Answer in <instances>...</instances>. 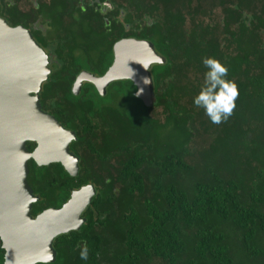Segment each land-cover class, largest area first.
<instances>
[{
	"label": "trees",
	"instance_id": "16d2710c",
	"mask_svg": "<svg viewBox=\"0 0 264 264\" xmlns=\"http://www.w3.org/2000/svg\"><path fill=\"white\" fill-rule=\"evenodd\" d=\"M103 1L0 0L1 16L35 23L49 44L55 66L41 103L76 132L81 157L76 176L31 162L35 193L60 207L73 189H96L81 227L55 237V261L37 264H264V0H112L110 11ZM122 37L150 40L166 58L150 68L155 103L126 79L105 96L91 83L74 95V76L102 74ZM205 57L239 91L219 125L193 103ZM120 85L125 100L106 103ZM79 97L98 100H70Z\"/></svg>",
	"mask_w": 264,
	"mask_h": 264
},
{
	"label": "water",
	"instance_id": "95a60500",
	"mask_svg": "<svg viewBox=\"0 0 264 264\" xmlns=\"http://www.w3.org/2000/svg\"><path fill=\"white\" fill-rule=\"evenodd\" d=\"M113 53V62L102 76L81 72L73 91L88 81L104 95L110 82L130 79L134 95L146 106L154 104L150 68L164 64L166 58L150 40L135 37L116 41ZM49 73L48 55L32 33L0 16V238L4 264L55 261L54 238L81 227L85 222L82 213L96 193L94 184L87 183L73 189L60 207L31 215L38 196L27 181L29 159L38 165L58 162L70 176L79 171V157L69 146L76 132L41 107L39 92ZM27 141L36 143L34 150H28Z\"/></svg>",
	"mask_w": 264,
	"mask_h": 264
},
{
	"label": "clouds",
	"instance_id": "9594fccd",
	"mask_svg": "<svg viewBox=\"0 0 264 264\" xmlns=\"http://www.w3.org/2000/svg\"><path fill=\"white\" fill-rule=\"evenodd\" d=\"M202 64L206 68L204 85L194 96L193 103L204 110L213 124L219 125L233 114L239 91L236 84L227 79L228 68L220 61L205 57ZM79 255L82 260H87L89 252L86 244L81 247Z\"/></svg>",
	"mask_w": 264,
	"mask_h": 264
},
{
	"label": "flooded vegetation",
	"instance_id": "af4514ba",
	"mask_svg": "<svg viewBox=\"0 0 264 264\" xmlns=\"http://www.w3.org/2000/svg\"><path fill=\"white\" fill-rule=\"evenodd\" d=\"M109 1H112V0H104L101 4H102V6L104 5H106L107 6V10L108 11H110V10H113L114 9V5L111 3V2H109ZM114 4H115V2L114 1H112ZM104 10L105 11H107L106 10V8H104ZM120 18H121V20H123V14H124V12L123 11H120ZM1 16V15H0ZM3 17V16H2ZM4 18V17H3ZM6 19V18H5ZM7 20V19H6ZM7 22L10 24V25H12L8 20H7ZM16 25H23L24 27H26L31 33H32V36H33V38L36 40V42L44 49V51L47 53V55H48V67H49V69H50V73H49V75H48V78H47V80L49 79V77H50V75H51V73H52V71H53V69H54V66H55V60L53 59V58H51V55H52V53H51V50H50V47H49V44H47V45H43L41 42H39L36 38H35V36H34V34H33V32H32V26L33 25H35V23H33L32 25H31V27H29V26H26L25 24H23V23H18V24H16ZM16 25H12V26H16ZM122 38H125V37H122ZM122 38H120V39H122ZM136 38V37H135ZM119 40V39H118ZM117 40V41H118ZM115 43V42H114ZM113 46H114V44H113ZM113 46H112V60H111V63L109 64V66L105 69V71L102 73V74H96V73H94V72H91V71H89V70H86V69H82V70H80L75 76H74V79H73V81H72V84H71V91H72V93L74 94V95H78V94H80V92H81V90H82V88H83V86H84V84L85 83H90V82H88V81H82V83L80 84V86H79V88H78V90L76 91V92H74L73 91V87H74V82L76 81V78H77V76L81 73V72H83V71H87V72H90V73H93L94 75H96V76H102L107 70H108V68L110 67V65L112 64V62H113V59H114V53H113ZM46 80V81H47ZM120 80H125V79H120ZM126 80H130V79H126ZM46 81H44L43 83H42V87H41V90H40V92H39V100H40V103H41V100H44V95H43V84L46 82ZM115 81H117V80H114V81H112V82H115ZM131 81V80H130ZM112 82H110L107 86H106V92H105V94L103 95V96H105L107 93H108V90H109V88H110V85H111V83ZM132 82V81H131ZM133 83V82H132ZM92 84V83H91ZM93 85V84H92ZM93 87L95 88V86L93 85ZM118 89L120 90V92H116V95L114 96V95H112V96H110V97H108V98H106L105 100H107L106 101V103H108V104H111V105H113V104H118V106H119V103L122 101V100H125L124 99V96H123V90H122V92H121V85H120V87H118ZM95 90H96V88H95ZM97 91V90H96ZM97 93H98V91H97ZM99 94V93H98ZM133 94H134V92H133ZM135 96V95H134ZM63 100V99H62ZM70 100H98V98H96V97H79V98H71ZM41 107H42V109L43 110H45L44 108H43V106H42V103H41ZM45 111H47V110H45ZM48 112V111H47ZM50 113V112H49ZM52 114V113H51ZM61 123V122H60ZM64 126V125H63ZM65 127V126H64ZM67 129H69V128H67ZM70 130H72V129H70ZM76 140H77V135H76V139L75 140H72L71 142H70V144H69V146H70V150L74 153V154H76L78 157H79V162H78V164H79V167H80V161H81V157H80V155H78L77 153H76V150H75V148L73 147H71V144L72 143H74V142H76ZM26 145H27V148H28V150H30V151H32V150H34L35 149V146H36V143L35 142H31V141H27L26 142ZM31 145V146H30ZM31 162H35L33 159H29L28 160V167H29V173H28V175H27V181H28V183L30 182L29 181V177H30V175H31V168H30V163ZM36 163V162H35ZM52 163H55V162H52ZM52 163H50V164H52ZM50 164H48V165H50ZM37 166H42V165H38V164H36ZM32 176V175H31ZM88 183H91V182H88ZM37 184V183H36ZM87 184V183H86ZM93 184V183H92ZM29 185H30V187L33 189V192H34V194L36 195V196H38V199L35 201V202H33L32 203V207H31V215L33 216V217H35L37 214H39L42 210H44V209H46V208H49V207H54V206H49V207H44V206H42V203L40 202V199H41V196H40V194H37V193H35V188L33 187V184L30 182L29 183ZM83 185H85V184H83ZM82 186V185H81ZM40 207L41 209H36V207ZM82 216H83V213H82ZM55 239V238H54ZM53 242H54V240H53ZM3 250V248H2V241H1V238H0V253H2V258H3V260H2V264H4V250Z\"/></svg>",
	"mask_w": 264,
	"mask_h": 264
},
{
	"label": "rangeland",
	"instance_id": "374dc122",
	"mask_svg": "<svg viewBox=\"0 0 264 264\" xmlns=\"http://www.w3.org/2000/svg\"><path fill=\"white\" fill-rule=\"evenodd\" d=\"M22 6L24 7L25 6V3L22 2Z\"/></svg>",
	"mask_w": 264,
	"mask_h": 264
}]
</instances>
